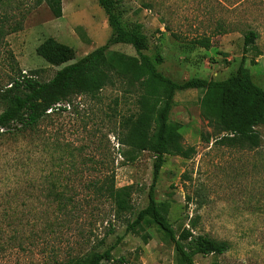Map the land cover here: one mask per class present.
<instances>
[{
  "label": "rangeland",
  "instance_id": "1",
  "mask_svg": "<svg viewBox=\"0 0 264 264\" xmlns=\"http://www.w3.org/2000/svg\"><path fill=\"white\" fill-rule=\"evenodd\" d=\"M21 1L18 6L17 1L0 0V13L13 11L20 17L33 5L30 0ZM121 2L124 18L139 22L149 38L145 53L160 54L164 60L159 69L179 82L192 77H229L243 56L245 32L256 30L258 49L247 54L246 71L264 88V0ZM110 35L107 15L98 0H63L62 17H54L43 3L31 9L22 29L7 35L6 42L22 73L38 70L36 77L47 81L65 64L51 65L36 53L45 38L52 36L72 46L76 57L71 63L103 45ZM197 40H208L210 46L201 47ZM111 51L137 55L127 44L113 45ZM4 67L0 64L1 88L8 80ZM203 92L192 89L175 96L170 119L180 124L184 144L196 151L191 158L166 156L155 185L156 199L169 204L168 219L176 230L196 217V233L228 241L229 250L217 258L221 264H264V126L257 127L262 136L257 149L219 144L201 114ZM136 95L126 82L118 80L95 98L78 96L70 106L62 103V110H55L42 122L36 140H0V218L32 220L45 211L54 217L50 205L56 202L48 193L60 181V189L66 188L68 195L84 201L86 207L75 214L70 226L49 233L58 249L57 258L71 250L80 253L95 246L104 251L116 244L108 264H176L173 244L156 225L144 223L135 232L125 233L127 222L148 203L155 159L150 151L139 153L133 161L125 158L116 138L118 119L136 110ZM3 109L0 102V113ZM57 147L66 160L60 166L48 161L57 156ZM73 154L94 161L74 167L68 161ZM17 162L24 166L17 167ZM107 172L115 174L119 187L133 184V212L117 217L112 201L93 197L88 201L93 193L84 189L85 184ZM34 179L39 187L32 186ZM11 206L15 211L7 212ZM43 241L39 238L35 245L13 254L6 264H50ZM215 259L195 256L196 264H212Z\"/></svg>",
  "mask_w": 264,
  "mask_h": 264
},
{
  "label": "trees",
  "instance_id": "2",
  "mask_svg": "<svg viewBox=\"0 0 264 264\" xmlns=\"http://www.w3.org/2000/svg\"><path fill=\"white\" fill-rule=\"evenodd\" d=\"M8 1H17L18 6L23 3L21 0ZM30 1H33L32 7L21 12L20 17L13 11L0 13V52L4 49L0 64L8 71L7 84L0 87V102L4 105L0 113V140H36L42 122L55 110H62V103L70 106L69 103L78 96L95 98L107 85H114L118 80L126 82L137 97L136 110L118 119L116 138L122 146L121 154L133 161L139 153L150 151L155 159L148 203L132 221L127 222L125 233L135 232L144 223H151L173 244L177 254L176 264H196L195 256L199 254L212 255L216 257L212 264H221L217 258L229 250V242L196 233V217L189 219L188 226L176 230L168 219L169 204L156 199L155 185L166 156L191 158L196 151L184 144L180 124L170 119L175 96L180 91H204L201 114L217 135L216 142L236 148L260 147L262 136L257 127L264 126V88L255 83L246 71L247 54L258 49V32L254 29L245 32L240 64L226 79L192 77L179 82L159 69L164 60L160 54L150 56L145 53L149 49V38L139 22L124 18L121 0H98L111 28L108 40L80 59L68 63L75 59V49L55 37L45 38L36 47V53L51 65H65L51 79L41 81L36 77L38 70H32L30 74L22 73L15 53L8 47L6 36L22 29L31 9L46 3L54 17L59 18L63 16V5L62 0ZM195 43L205 48L210 46L208 40H197ZM116 44L132 46L137 55L111 51ZM64 159L57 147V156H50L48 161L60 166L66 162ZM68 159L74 167L94 161L93 158L86 159L75 154ZM16 164L17 167L24 166L23 162ZM59 183L54 182L48 193L56 202V205H50L54 208L51 212L54 217L45 211L32 220L19 216L0 218V264H6L13 254L25 251L26 246L35 245L39 238L47 245L45 257L50 259V264H108L113 259L112 251L116 244L104 251L95 246L80 253L71 250L64 258H57L58 249L55 241L49 239V233H58V230L70 226L75 214L86 207L84 201L78 202L68 195L66 188L60 189ZM32 186L39 187L40 184L36 185L34 179ZM84 189L94 194L91 193L88 201L91 197L112 201L117 217L133 212L134 186H117L113 172L87 182ZM9 211L15 210L11 206Z\"/></svg>",
  "mask_w": 264,
  "mask_h": 264
},
{
  "label": "built area",
  "instance_id": "3",
  "mask_svg": "<svg viewBox=\"0 0 264 264\" xmlns=\"http://www.w3.org/2000/svg\"><path fill=\"white\" fill-rule=\"evenodd\" d=\"M23 72L27 74V71H23Z\"/></svg>",
  "mask_w": 264,
  "mask_h": 264
},
{
  "label": "crops",
  "instance_id": "4",
  "mask_svg": "<svg viewBox=\"0 0 264 264\" xmlns=\"http://www.w3.org/2000/svg\"><path fill=\"white\" fill-rule=\"evenodd\" d=\"M62 5H63V0H62Z\"/></svg>",
  "mask_w": 264,
  "mask_h": 264
}]
</instances>
